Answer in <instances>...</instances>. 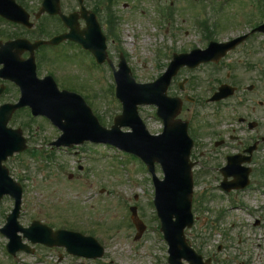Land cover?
<instances>
[{"label": "rangeland", "instance_id": "374dc122", "mask_svg": "<svg viewBox=\"0 0 264 264\" xmlns=\"http://www.w3.org/2000/svg\"><path fill=\"white\" fill-rule=\"evenodd\" d=\"M173 1L170 5V0H84V5L90 10L97 7L100 25L108 37V54L113 66L116 68L119 54L123 53L136 82H150L161 74L170 52L204 48L209 39L223 41L239 34L247 26L245 10L253 7L255 13L256 8L251 0H215L212 4L210 0ZM239 1V5L243 4L245 8L238 10ZM60 3L63 13L77 8L75 0H60ZM205 18L209 19L205 21ZM200 21H203L201 27L198 26ZM55 25L52 21V32L59 30ZM258 38L254 44L249 41L242 45L238 49L241 53L237 51L228 58L226 63L238 61L237 70L230 71V80L264 85V36ZM250 48L254 58H250ZM62 54L52 52L44 70L55 72L61 79V85L87 98L100 124L110 127L113 116L121 111L120 103L113 98L111 67L108 64H90L89 57L82 52L76 58L68 50ZM255 61L260 62L259 67H255ZM210 68L205 64L183 70L176 78L190 77L184 92L197 98L206 97L210 87L217 85L216 80L224 77V71L212 72ZM177 91L174 84L169 94L180 96ZM185 107L190 108V105L185 103ZM155 110L150 105L138 106L139 115L150 133H158L161 129ZM26 119L14 117L8 126L22 129L28 139L27 149L5 162L10 175L23 189L19 223L26 226L37 219L52 226L65 224L69 228L76 227L83 233L93 234L105 247L99 260L85 263L84 260L71 261L65 256L58 262L57 252L44 251L46 263L165 264L166 245L151 205L153 186L149 173L141 170L139 160L99 143L86 142L70 152L64 147H48L49 141L59 135V129L53 130L51 123L42 118L34 122ZM49 149L53 153H49ZM155 173L162 177L157 165ZM201 186L197 183L193 192L195 222L191 229L185 230L189 244L195 250L199 249L201 252L197 251L203 256L210 250L216 251L215 245L220 244L222 248L217 252L219 264H264V215L252 217L240 208H233L237 205L231 206L218 191L210 193L217 198H209L200 204L201 208L205 204L207 209L201 210L196 202ZM254 195L251 193L244 200L240 197L236 200L257 211L259 203L264 205V197ZM12 203L8 196L1 199L0 226L5 222ZM131 205L137 207L138 216L145 224L138 240L134 239L136 230L128 210ZM219 211L226 213L219 218ZM257 219L259 223L254 225ZM4 242L0 234V264H35L34 261L38 260L37 255L32 257L23 253L18 254L16 260L10 259L4 250ZM38 252L42 253L41 250Z\"/></svg>", "mask_w": 264, "mask_h": 264}, {"label": "flooded vegetation", "instance_id": "af4514ba", "mask_svg": "<svg viewBox=\"0 0 264 264\" xmlns=\"http://www.w3.org/2000/svg\"><path fill=\"white\" fill-rule=\"evenodd\" d=\"M7 2L10 3L0 0V6L8 5ZM14 2L20 6L19 15H26L28 21L15 22L0 12V106H13L21 97L22 85L35 84L49 74L44 70L45 62L52 58L53 51L75 46L72 41L35 46L38 40H48L66 31L64 25L58 16L53 19L40 11V0ZM52 20L59 28L54 34ZM235 86V94L219 102L205 101V108L213 115L220 114L221 119L206 117L196 125L191 123V135L194 139V177L199 183L210 186L216 179L222 180L220 169L227 164L228 157H238L231 159L230 164L238 165L240 172L236 177L247 171L249 184L242 190L231 191L236 196L253 188L264 189V85L240 82ZM231 180L233 176L227 178ZM59 249L68 256L63 248Z\"/></svg>", "mask_w": 264, "mask_h": 264}, {"label": "water", "instance_id": "95a60500", "mask_svg": "<svg viewBox=\"0 0 264 264\" xmlns=\"http://www.w3.org/2000/svg\"><path fill=\"white\" fill-rule=\"evenodd\" d=\"M57 0H51L52 4H56ZM46 4H50V0H45ZM57 8H53L51 12H57ZM74 15H71V17ZM88 28L85 30L87 34H92L94 38L98 36V27L94 24V18L91 15L86 18ZM103 40V39H102ZM101 40V42H102ZM103 43L101 44L102 48ZM99 48V47H98ZM102 57L103 52L97 49ZM100 60H102V58ZM198 61L192 64H197ZM174 65L165 74L167 80L171 76ZM117 94L123 102L124 111L122 115L115 119V124L111 129L101 127L96 118L92 115L90 108L84 101L78 97L68 94L67 101L62 105H52L48 110L54 113L55 120L66 129L65 134L61 136L66 141L68 134L74 130L77 139L76 142H82L84 139H92L96 141H107L120 146L121 148L131 151L139 155L150 167L155 161L159 162L165 173L162 181L156 182V191L154 203L157 207L158 215L161 219V230L169 244V263L180 264V258L184 257L196 264L198 258L194 260L192 251L187 247L183 237V229L192 223L191 192L192 182L190 175V166L188 164V145L185 143L184 135L176 127L173 117L179 110V104L173 99H167L163 94V86L159 85L153 88V84H134L129 79L126 72L118 75ZM168 100V101H167ZM170 101V102H169ZM156 103L159 106L158 114L164 118L165 126L163 133L160 135H150L145 130L136 114V105L138 103ZM172 102V103H171ZM173 109V110H172ZM62 118L65 122H61ZM129 125L132 132H121L120 126ZM176 131H178V134ZM70 144L69 142H66ZM3 192H9L16 197L18 203L20 190L13 186L7 189H0V196ZM18 204H16L13 213L9 216V220L15 222L17 216ZM133 210V218L138 229V237L144 229L143 224L136 218L135 208ZM174 217V220L172 218ZM9 223L4 227L3 231L7 232ZM19 228V227H16ZM12 228L10 227L9 230ZM63 233H53L54 238L60 240ZM84 241L91 242L88 238ZM60 244V243H58ZM78 251L74 249L73 244H69V249L79 255L87 257H97L101 255V247H90L88 242H84ZM11 245V244H10Z\"/></svg>", "mask_w": 264, "mask_h": 264}]
</instances>
